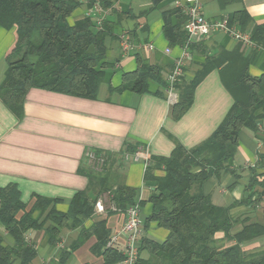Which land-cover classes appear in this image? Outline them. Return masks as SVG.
Here are the masks:
<instances>
[{"label":"trees","instance_id":"1","mask_svg":"<svg viewBox=\"0 0 264 264\" xmlns=\"http://www.w3.org/2000/svg\"><path fill=\"white\" fill-rule=\"evenodd\" d=\"M83 0H0V29L14 30L15 40L6 52L7 69L0 84V101L21 117L22 104L30 89H40L77 98L95 100L100 85L105 80L106 39L114 38V22L105 20L96 28L92 18L82 16L69 22L70 17ZM92 6L94 0H86ZM118 0H99L101 9L112 12ZM164 0H151L156 7ZM221 6L241 0H218ZM123 14H117V18ZM228 25L247 30L251 20L245 11L228 15ZM174 20V22H173ZM162 33L168 46H184L187 34L184 29L186 16L178 9L162 13ZM251 43L264 50V24L255 25L250 31ZM241 45L232 52L207 57L201 70L191 80L183 76L176 84L178 99L171 106L170 117L180 119L194 98L196 87L214 69H218L223 87L232 98L226 116L209 138L199 145L186 149L176 144L168 157H149L143 180L152 184L146 201H136V190L119 182L117 168L123 165L126 155H134L139 144L126 141L121 151L111 153L92 150V165L79 168L78 173L88 179L89 190L77 192L63 213L55 209V200L35 197L28 209L20 200L16 185L0 188V226L13 239L11 245L0 238V264H30L36 257L33 244L25 237L30 230L43 229L50 246L59 242L62 230L81 227L78 241L69 251L61 250L56 264H67L71 253L90 237H95L92 248L102 257L103 264H120L123 255L107 247L110 231L105 221L83 229L84 221L94 214V205L87 193L96 200L107 195L113 210L109 214H124L128 207L138 204L150 206L143 219L144 229L150 224L167 231L161 243L142 237L138 253L148 254L146 260L138 257L135 264H264V254L250 258L243 245L264 236V211L260 221L255 218L233 217L230 209L236 205L255 207L264 196V182L253 176L247 186V196L229 208L216 206L203 185L211 177L219 178L228 173V162L238 146L243 130L255 132L257 122L264 117V74L252 77L249 67L253 55H244ZM136 69L122 75L121 84L109 88L110 93L129 91L149 93V83L160 85L164 91L166 82L162 68L136 58ZM163 91L155 95L164 98ZM261 112V113H260ZM91 158H86L90 162ZM102 160L98 166L97 161ZM96 164V167H95ZM97 168V170L95 169ZM161 171V175L156 172ZM264 174L260 175V177ZM256 187L262 188L261 192ZM40 212L38 219L33 218ZM217 233L223 234L224 246L215 244Z\"/></svg>","mask_w":264,"mask_h":264},{"label":"crops","instance_id":"2","mask_svg":"<svg viewBox=\"0 0 264 264\" xmlns=\"http://www.w3.org/2000/svg\"><path fill=\"white\" fill-rule=\"evenodd\" d=\"M98 1L94 0L89 6L83 0L69 22L73 23L77 18L86 16V12L94 11ZM201 2L202 14L209 20L226 18L228 21V15L245 11L251 20L244 31L249 35L253 26L264 24V0L234 1L224 6L218 0ZM111 8L114 12L104 9L96 12L101 22L109 20L115 26L114 38H107L105 42L108 67L95 100L30 89L25 95L19 118L0 101V188L16 185L20 200L27 204L28 209L35 197H43L55 200L57 211L67 212L71 198L77 192L89 190L88 179L78 170L89 163L86 158H90L92 150L117 154L129 141L138 143V150L142 149L148 158L168 157L176 144L191 149L209 138L232 105L230 94L221 84L218 69L212 70L196 87L190 108L178 120L172 119L169 114L173 104L155 95L163 89L154 82L149 83V93H110L109 88L121 84L124 73L136 69L138 57L150 65L160 66L166 82L172 63L181 56L184 47L168 46L162 33V13L177 9L173 0H164L156 7L151 0H118ZM117 14H123V17L118 19ZM233 26L240 29L237 25ZM123 33L132 45L124 57L119 54L117 42L118 36ZM14 40L13 29H0V84L7 69L6 52ZM149 44L153 47L151 50L146 48ZM237 46L239 43L222 33H214L200 42L191 40L188 44L190 56L184 67L185 79L191 80L196 71L201 70L207 57L221 51L232 52ZM240 51L245 56L255 53L248 69L252 77L264 74V50L241 45ZM175 95L178 99L177 89ZM144 171L143 161L131 158L117 168L119 182L136 190V201H146L152 191V184L143 180ZM228 171L219 178L211 177L203 185V191L212 203L226 208L247 196L246 189L254 175L264 182V176L260 177L264 174V117L258 120L255 132L243 130L240 133L237 149L228 162ZM161 174V171L156 172V175ZM256 190L261 192L262 188L256 187ZM261 200L255 207L233 206L230 214L233 217L257 216L261 219L264 196ZM96 202L101 203L104 211L97 212L94 205L93 216L83 222L82 228L88 229L94 223L105 221L111 236L122 227L124 214L108 213L113 209L107 195H102ZM149 208L148 204L140 207L142 220L149 214ZM40 215L39 211H35L33 218L38 219ZM48 225L46 223L43 229L30 230L26 234V241L36 249V257L30 264H56L59 252L69 251L80 238L81 227L65 229L59 242L50 246L45 232ZM166 236L167 231L153 223L143 233L144 238L159 243ZM0 238L4 244H12L13 239L2 226ZM214 240L219 247L226 243L222 233H217ZM95 243V237L88 238L70 252L67 264H103L102 257L92 251ZM112 249L122 254L123 241L120 239ZM242 249L250 258L264 254V236L243 245ZM139 257L146 260L148 254L142 252Z\"/></svg>","mask_w":264,"mask_h":264},{"label":"built area","instance_id":"3","mask_svg":"<svg viewBox=\"0 0 264 264\" xmlns=\"http://www.w3.org/2000/svg\"><path fill=\"white\" fill-rule=\"evenodd\" d=\"M174 6L186 16V23L184 25L187 34V41L182 49V54L173 63L170 71L167 74L166 87L164 89V98L170 103H176L175 84L184 76L185 62L190 56L188 44L191 40L200 42L207 39L214 33H222L235 40L242 46L256 47L251 43L250 35L238 30L234 26H229L226 18H219L216 20H209L202 14L201 0H173ZM99 1L96 2V9L92 12H86V16L94 20L97 28H101L102 19L96 17L97 10L99 11ZM118 49L120 56L124 57L130 51L132 45L129 42L126 34L118 36ZM148 50H151L152 45H146ZM90 158L92 156L90 155ZM132 159L134 161L142 160L144 168L148 166V157L143 150H138L134 155H126L125 160ZM97 212H103L104 209L100 202L95 203ZM144 226L141 218V211L139 205L136 203L127 208L124 213V223L122 227L114 232L107 243V247L113 246L121 239L123 241L122 255L123 260L121 264H135L138 260V248L143 237Z\"/></svg>","mask_w":264,"mask_h":264},{"label":"rangeland","instance_id":"4","mask_svg":"<svg viewBox=\"0 0 264 264\" xmlns=\"http://www.w3.org/2000/svg\"><path fill=\"white\" fill-rule=\"evenodd\" d=\"M71 19H72V18H71ZM91 160H94V157H93V159H92V158L90 159V162H89L90 165H92V162H93V161H91ZM125 161H126V160H125ZM89 163H88V164H89ZM96 163H97V165L99 166V165L102 163V160H99V161H97ZM95 167H96V164H95ZM95 169L97 170V168H95ZM141 218H142V216H141ZM254 218H255V220L260 221V218L258 219L257 216H254L253 219H254Z\"/></svg>","mask_w":264,"mask_h":264},{"label":"water","instance_id":"5","mask_svg":"<svg viewBox=\"0 0 264 264\" xmlns=\"http://www.w3.org/2000/svg\"><path fill=\"white\" fill-rule=\"evenodd\" d=\"M87 197L89 198V200L92 203H95L96 202V198H95V196L93 195V193L91 191L87 193Z\"/></svg>","mask_w":264,"mask_h":264}]
</instances>
